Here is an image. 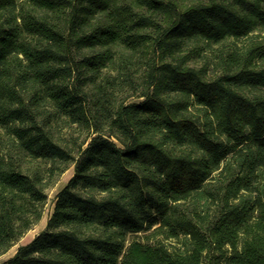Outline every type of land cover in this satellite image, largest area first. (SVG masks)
Here are the masks:
<instances>
[{
	"label": "trees",
	"instance_id": "16d2710c",
	"mask_svg": "<svg viewBox=\"0 0 264 264\" xmlns=\"http://www.w3.org/2000/svg\"><path fill=\"white\" fill-rule=\"evenodd\" d=\"M70 165L0 264H264V0H0V255Z\"/></svg>",
	"mask_w": 264,
	"mask_h": 264
},
{
	"label": "rangeland",
	"instance_id": "374dc122",
	"mask_svg": "<svg viewBox=\"0 0 264 264\" xmlns=\"http://www.w3.org/2000/svg\"><path fill=\"white\" fill-rule=\"evenodd\" d=\"M204 55V54H203ZM202 54L195 55V62L200 64L202 62ZM135 99V98H134ZM63 134L65 131L63 130ZM73 174V165H70L56 180V182L47 188V201L44 205L42 217L40 220L34 224L29 230H27L22 237H20L5 253L0 255V261L3 259H6L8 257H11L16 249L22 245L27 243L29 240H31L37 233H39L41 230H43L46 226V222L53 210V204H54V197L55 194L66 184L67 180L71 177Z\"/></svg>",
	"mask_w": 264,
	"mask_h": 264
}]
</instances>
